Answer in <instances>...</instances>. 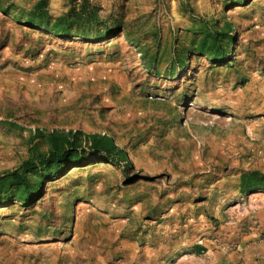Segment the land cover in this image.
<instances>
[{
    "label": "rangeland",
    "instance_id": "374dc122",
    "mask_svg": "<svg viewBox=\"0 0 264 264\" xmlns=\"http://www.w3.org/2000/svg\"><path fill=\"white\" fill-rule=\"evenodd\" d=\"M40 1L0 0V178L70 131L126 161L31 172L26 202L10 181L0 264H264V191L241 188L264 174V0H189L197 22L184 0H90L99 24L69 36L26 23ZM46 3L54 23L82 0ZM205 22L224 57L198 52Z\"/></svg>",
    "mask_w": 264,
    "mask_h": 264
},
{
    "label": "trees",
    "instance_id": "16d2710c",
    "mask_svg": "<svg viewBox=\"0 0 264 264\" xmlns=\"http://www.w3.org/2000/svg\"><path fill=\"white\" fill-rule=\"evenodd\" d=\"M182 8L194 17V22H197L189 0L183 1ZM99 12L100 8L90 0H82L79 8L74 7L70 12L62 15L52 23L47 11L46 0H42L28 13L26 23L31 27L49 30L58 35L69 36L73 30L78 34L86 35L91 34L99 24ZM194 33L200 38L197 45L198 52L215 59L226 55L221 46L227 36L226 33L217 31L216 28L207 22L200 25L198 31H194ZM182 64L180 62V65ZM81 136L82 133L76 131L50 135L51 149L49 152L27 160L19 170L1 177L0 181H3V183L0 184V190L9 195L8 187L14 181L17 189L23 191L21 198L23 202H26L30 200L33 193L28 179V175L31 172L42 171L48 177L54 178L62 175L66 170L72 168L74 164L84 162L87 158L89 160L104 158L115 162L126 161L124 152L116 148L108 137L94 135L91 137V145L82 147L79 145ZM241 188L245 193L256 190L264 191V174L255 171L243 175Z\"/></svg>",
    "mask_w": 264,
    "mask_h": 264
}]
</instances>
